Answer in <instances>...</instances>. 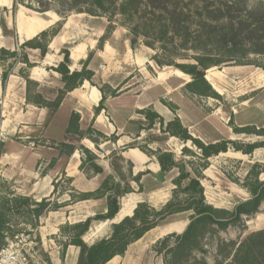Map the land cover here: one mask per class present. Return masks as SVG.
Returning a JSON list of instances; mask_svg holds the SVG:
<instances>
[{"label": "trees", "instance_id": "1", "mask_svg": "<svg viewBox=\"0 0 264 264\" xmlns=\"http://www.w3.org/2000/svg\"><path fill=\"white\" fill-rule=\"evenodd\" d=\"M118 1L73 0V2H69L63 0L66 5H69L68 12L88 13L92 16H98V13H110L113 8V13L121 15L124 19L123 26L128 29L131 49L135 51L140 44H144L152 50L159 51V54H156L152 60L159 67H173L189 76L191 82L186 84L185 90L191 95L220 100L221 96L206 79L208 70L233 62L239 65H247L246 61L250 56L264 57V2L262 1L256 3H252V0ZM14 2V14L19 5L32 9L23 0H14ZM80 3L86 4L89 8L86 10L77 8ZM51 10L49 4H46L35 11L47 13ZM57 13L64 19L68 14ZM0 26L5 35L11 33L7 29L4 18H1ZM62 28L63 22H59L55 27L42 32L34 39L25 41L16 50L0 49V65L5 67L1 76L3 88H5L14 69L18 65H23L19 75L27 83V101L37 107L49 110L50 117H52L59 110L68 93L79 89L85 82H89L97 87L102 94V100L95 109V115H98L106 110L105 102L108 97L118 95L117 90L110 92L109 96L107 85L99 87L94 84L95 72L89 68L93 58L92 52L89 53L86 60L80 63L81 70L71 71V45L61 51L64 57L63 61L53 69L60 75L64 86L55 92L56 98L47 100L42 94H36L34 98L32 97L33 89L39 85L30 79L29 70L38 64L30 60L28 50H39L41 58H45L49 52L51 41L59 35ZM114 29L115 26L110 21L105 34L99 40V49H103ZM181 60H192V63H180ZM257 67L264 71V66ZM164 105L176 115V108L173 105L166 103ZM138 114L145 119L141 120L139 124L141 125L140 131L144 129L152 130L159 124L163 133L178 138L185 144L191 142L200 150L203 164L199 169L192 166L193 176L187 170V165L177 162L175 155L171 152L149 151L134 145L129 146L130 149L139 148L146 155L156 157L161 168L158 175L160 181L163 182L165 176L174 169L179 171V176L173 180L175 189L171 200L161 209L158 210L143 201L138 203L133 216L125 217L119 223H113L121 211L122 199L134 193L135 190L126 181L122 173L119 174L121 181H116L114 176L108 175L104 167L98 164L99 158L96 154L85 147H81L85 155L81 170L87 172V174L92 172L100 175L103 179L99 189L93 193H80L73 190L71 201L80 202L105 198L106 213H100L84 222L74 225L67 224L61 228L63 238H65L62 241V259L65 257L67 248L72 245L80 249L77 264H108L114 258L124 256L132 244L141 240L148 232L159 227L171 216L186 212H191L192 215L184 233L182 235L172 234L159 243L162 244V250L167 251V254L177 255L178 252L183 250L187 251L189 257H191L196 250L200 249L202 239L214 226L226 230L233 224L243 222L244 217L250 218L260 213L264 205V181L261 180V176L264 175V164H253L242 184V187L249 193L250 198L240 202L232 211L218 209L207 203L202 179L212 157L227 153L230 148L236 152L251 155L256 149L264 148V141L243 144L238 141L225 140L207 145L200 139L193 137L178 116L167 122L151 107L140 110ZM80 119L79 114L72 113L67 135L83 136L80 130ZM231 127L235 134L264 138V127L260 129L254 126L241 128L233 125ZM61 147L67 149V155H71L77 150L75 146L66 143H62ZM188 153H190V150L183 148V154ZM121 159L125 162L123 158ZM132 168L133 165L127 163L126 171L129 173V177L132 174ZM141 177L142 174L131 179L139 185L140 192L143 189L140 184ZM68 181L72 182L71 180ZM54 187L56 191L57 184H54ZM13 199L6 200L0 205V249L4 243V230L8 224L6 218L12 209L19 211L23 208L29 209L27 214L38 223L44 213L62 207L59 204L53 205L48 199L41 202H36L24 196ZM11 202H14L12 208L10 207ZM105 222H112L110 235L98 239L92 244L86 243L84 237L90 232L93 224ZM171 237L177 239L176 246L173 248L167 244ZM262 239H264V231L254 233L246 240L254 246L257 240ZM245 244V242L241 244L240 250ZM162 250H157V253L162 254ZM164 262L165 264H171L166 257H164Z\"/></svg>", "mask_w": 264, "mask_h": 264}, {"label": "rangeland", "instance_id": "2", "mask_svg": "<svg viewBox=\"0 0 264 264\" xmlns=\"http://www.w3.org/2000/svg\"><path fill=\"white\" fill-rule=\"evenodd\" d=\"M67 1L73 2V0ZM259 1L264 2V0H252V3ZM23 2L34 9L32 10L25 7L26 10L24 12L26 15L44 21H50L52 27H55L59 22H63V28L59 34L62 36L63 40L67 41L65 47L68 45L74 47L79 44L92 46L89 53H93V58L89 68L95 72V77L93 79L94 84L99 87L107 85L109 96L110 92L113 90H117L118 94L116 97H108L105 102L106 110L102 112L103 119H100V121L104 120L106 124L109 122L113 124L114 121L121 122L128 127L124 128L123 132L114 131L113 133H106L104 130L97 127L96 118L93 117L95 116L93 109L91 117H86L84 122H82L84 129H81L80 123V130L83 133L82 137L75 134L67 135V133L63 132V126L61 125H56L49 130L41 125L40 127L34 126L29 131L26 129V131L20 134L13 133L10 136H6L5 143H11L13 146L17 147L18 145L24 148L27 147L33 150L32 152H35L37 149L44 150L46 156H43L42 159L49 158L51 160H54L53 154H57L54 150H57L59 153L63 150L65 152L67 151L66 148L63 149V147H61L62 143L73 145L81 151L83 154L82 162L85 160V155L81 147L91 150L97 156H101L98 157L99 159L97 162L99 164H101V162L103 165L109 164L107 161H110L116 174L119 175L122 173L126 181L135 188L136 194L129 197L127 196L126 199L122 201L123 207L127 204L130 206L135 205V203L137 204L141 201L140 197L147 193L156 208L158 210L161 209L163 207L161 205H165L171 200L173 190L175 189L172 183L173 180L179 176V171L177 169L169 172L165 176V180L163 181L165 183L156 178L154 179L152 176H148L144 179L143 193L139 195V187L137 184L131 183L129 173L124 171L125 167L127 169V164L121 159V153L123 151H128L130 149L129 146L134 145L149 151L162 150L171 152L175 155L177 162L187 165V170L191 172L193 176L192 166L199 169L203 164L200 150L191 142L185 144L180 139L163 133L159 124L152 130L144 129L140 131L141 125L139 124L141 120L145 119L142 115L138 114L139 111H135L131 115L133 118L132 120L137 121H133V125L128 124L126 119L129 116H124L122 111H126L127 109L132 110L135 104L133 96H137L145 90H151L148 96L150 99L155 100V98L158 97L161 104L166 103L168 105H173L176 108V115L169 109L171 111L170 116L174 115L173 119L175 116H178L186 128L189 129V127H191L190 129L193 135L189 133L193 137L200 139L202 142H206L208 145L215 141H224L228 139V137H233V128L231 127L233 125L241 128L254 126L260 129L264 127V89L252 91L253 89L255 90V87L261 82L255 80V73L258 72L257 66H264V57L250 56L246 61L247 65H239L233 62L208 70V72H206V79L214 90H217L216 92L221 96V99L216 100L199 97L191 95L185 90L186 84L191 82V79L186 77L185 74L173 67H159L152 60L156 54H159V51L152 50L144 44H140L137 50L134 51V54H131L128 29L123 26L124 19L121 15L113 13V8L110 13H98V16H92L88 13L68 12L69 5H66L63 0H23ZM46 4H49L52 9L51 11L47 13L35 11ZM77 8L86 10L89 7L84 3H80L77 5ZM57 12L68 14L64 19ZM110 21L113 22L115 29L110 35L109 40L105 43L106 46L104 45L106 48L103 47V49H99V40L105 34ZM31 22L37 24L38 21L34 20ZM29 35H33V33ZM57 44L58 41L53 44V48H56ZM126 51H128V53ZM30 54L31 60L36 62L39 61V55L37 53ZM136 60L139 62V65L134 64ZM179 62L192 63V60H181ZM39 66L45 67L43 64H39ZM73 68L74 70H77V68L81 70V67H77V64H75ZM18 71H20L19 68L17 69V72ZM212 72L222 73L221 89L218 88L213 80ZM57 81L58 80L50 74L48 85L46 84L41 87L40 92L46 98L53 97L55 88H57ZM176 82H178V84H176ZM129 92H132V97L127 96V94H130ZM36 94L37 88L33 89L32 97L34 98ZM155 108H158L157 104ZM165 120L167 121V119ZM66 121V117H61L58 119V124L62 123V125H66ZM22 137L24 140L21 139ZM26 137H29V139L27 140ZM235 138H238V142L243 144L264 141V138L249 135H240ZM183 148H188L190 153L183 154ZM230 149L228 154H220L209 160V167L203 174L202 185L205 188V196L209 205L218 209L232 211L240 202L250 198V195L242 187V184L253 166V163L259 159H264V149L258 150L252 158L242 156L240 153L235 154V151L232 148ZM53 162L54 161L51 162V165ZM47 168L48 167H46V170ZM5 169L6 171L0 168V205L6 200H14L13 198L22 196V193H18V190H21L20 186L22 182L17 178L20 176L18 175L17 168L13 166ZM3 171L8 177H4ZM102 179L103 177L101 178V182ZM261 180L264 181L263 175L261 176ZM161 182L163 184H161ZM185 184H187V182H185ZM158 187H160V190H158ZM57 189L56 191H59L61 195L57 196L54 201L51 202L54 205L58 204L57 202L59 201L62 204L61 208H65L66 205L69 204L67 201L68 197H62V195L67 191L73 190L71 182H69L67 178L62 177L59 184H57ZM154 190L160 192L154 195L150 194L151 191ZM144 200L145 202L147 201V199ZM13 205L14 202H11L10 207L12 208ZM89 208V205L87 208L79 206L75 211L81 216V213H84V210ZM28 210L29 209L26 208L20 211L12 209L11 212L8 213L6 218L8 224L7 228L4 230V236L6 232L16 235L23 231H27L28 228L35 230L40 244L41 259L47 264H53L47 260L48 255L44 252L43 244L39 237L40 233L37 231V228L40 226V219L38 223L35 222V219L27 214ZM63 212H65V209ZM124 215L125 214L122 216ZM191 215V212H186L171 216L159 227H169L170 230H172V226H177L179 232L170 231V233H166V235L160 238L154 236L155 234L161 236L169 230L168 228H162L150 233L139 245H142L145 250H148V254L155 252V256L160 257V264H165L164 257H166L171 264H264V239L257 240L254 246L251 242L246 240L250 235L264 231V205L260 213L250 218L244 217L243 222L233 224L226 230H221L217 226H214L213 229L209 230L204 239H202L200 249L196 250L191 257H189L190 255L187 251L183 250L178 252L177 255L167 254V251L162 250V244L159 242L172 234L182 235L190 223ZM111 224L110 222L106 224H93L92 230L87 233L85 237L87 243L91 244L98 239L108 237L111 233ZM47 234L48 233H45V236ZM50 238L47 237L46 242L48 241L47 239ZM149 238H153V240L151 241ZM60 240H63L61 236ZM54 241L55 243L60 242L56 239H54ZM176 242V237H171L167 244L173 248L176 246ZM244 242L246 244L242 246L243 248L240 250L241 244ZM49 244L51 245V243ZM51 247L54 248L53 245H51ZM157 250H162L163 253L160 254L161 256L156 255ZM116 260L117 259L111 264H114V262H116L115 264H121V259Z\"/></svg>", "mask_w": 264, "mask_h": 264}, {"label": "crops", "instance_id": "3", "mask_svg": "<svg viewBox=\"0 0 264 264\" xmlns=\"http://www.w3.org/2000/svg\"><path fill=\"white\" fill-rule=\"evenodd\" d=\"M14 4H15L14 0H0V20L1 18H4L5 23L7 25V29L9 30V32H11L8 35H5L0 26V49L5 48L12 51L16 50L25 41L34 39L43 31L52 27V23L50 21H44L41 19L32 18L26 15L24 12L26 8L24 6L19 5L16 13L14 14L13 13ZM34 20L38 21L37 24L36 23L33 24L34 22H31ZM30 33H34V34L29 35ZM56 41H58V44L56 48H53V44ZM66 44L67 41L63 40L60 34L57 35L51 41L49 45V52L43 59L40 56L39 50H28L30 60H31L30 53H37L39 55V61L36 62L31 60L33 63L36 64L39 63L41 65L42 64L45 65V67H41L38 64L33 69L29 70L30 79L39 85L37 87V94H42L40 92L41 87H43L46 84L48 85L50 74H52L53 77H55L58 80L57 88H55V92L64 87L63 83L61 82L60 75L56 73L53 69H55L63 61L64 57L61 54V51L63 50V48H65ZM105 46L104 48H106ZM90 49H92V46L84 45V44L76 45L70 49V58L72 60L71 71H75L73 68L75 64H77V67L80 66L82 68L80 63L88 58ZM126 52L128 53V51ZM130 52L132 55L134 54V51H132L131 49ZM138 63L139 62H137V60L134 62L135 65H139ZM4 68H5L4 66L0 65V168L5 171H6L5 168L7 167L14 166L17 168L18 175H20L17 178L20 182H22L20 186L21 190H18V193L20 192L22 193L21 194L22 196L31 198L36 202H41L44 199H48L53 202L57 196L61 195L59 191L58 192L55 191L54 184L55 183L59 184L62 177L71 180L72 181L71 187L73 188V190L77 192L93 193L97 191V189H99L101 185L102 176L92 172L87 174L85 173V171L81 170L83 154L78 149L75 150L71 155H67L66 152L59 153L57 152V150H54L57 153V154H53L54 160H51L49 158L42 159L43 156H46V152L44 150L37 149L35 152H32L33 150L27 147L26 148H24L23 146L20 147L19 145L18 147L13 146V144L11 143L6 144L5 138L6 136H10L13 133L20 134L26 131V129L27 131H29L34 126L40 127L41 125H43V127L46 128L47 130L54 128L56 125H61L63 126L62 127L63 132L67 133L70 118L72 113L74 112L80 115L81 129H84L83 128L84 125H82V122H84L86 117L89 116L91 117V113H93V109L95 112V109L99 106L100 101L102 100V94L99 91V89L91 85L89 82H85L79 89H76L71 93H68L64 98L59 110L54 114V116L50 117L49 110L45 108L37 107L27 101L26 80L19 75V71L17 72V69L19 68L20 70L21 68H23V65H18L14 69V72L7 81L5 88H3L1 81V76L3 74ZM77 70H80V68H77ZM212 75H213V80L217 84L218 88L221 89L222 73L212 72ZM186 77L190 78L187 75ZM255 80L261 82L258 84V86L255 87V90L253 89L252 91L264 89V71L262 69L260 70V68H258V72L255 73ZM176 84H178V82H176ZM150 91L151 90H145L143 93H140L137 96H133V94H131L132 92L131 93L129 92L130 94H127V96H131V97L133 96L135 100V104L132 110L127 109L126 111H122L124 116L126 117L129 116L126 119L127 120L126 122H128V124L133 125L134 123L133 121H137V120H132L133 118L131 117V115L133 114V112L140 111L148 107H153L162 117L167 119V121H171L173 119L174 115L170 116L171 111L164 104H161L158 97H156L155 100H152L148 97ZM43 97L47 100H53L56 98V94L54 93L53 97L46 98L44 95ZM156 104L158 108H155ZM102 112L93 117L96 118V123L98 125L97 127H99L101 130H104L106 133H113L114 131L123 132L124 128L128 127L127 125L125 126L121 122L114 121L113 124L110 122L106 124L104 120H102L103 122L100 121V119H103ZM61 117L64 118L66 117L67 119L66 125H62V123L58 124V119ZM190 128L191 127H189L188 130L191 133ZM240 135H244V134H240ZM240 135L235 134L232 131L233 137H228V139L226 140L238 141V138L235 137L236 136L238 137ZM21 139L24 140L23 137ZM26 139L28 140L29 137H26ZM221 141L223 140L215 141L214 143L211 144H215ZM204 143L207 144L206 142ZM262 149L264 148L256 149L251 155H245L241 152H236V151L235 154L240 153L242 156L252 158L258 150H262ZM229 151L227 153H221V154H228ZM98 157L101 156L98 155ZM121 157L125 160L126 164L131 163L133 165L132 174L130 176L131 179L142 174L140 180V184L142 185V188L144 186L143 185L145 181L144 179H146L148 176H152L154 177V179L156 178L157 180H159L158 175L161 171V168L157 162V159L154 156L149 157L141 150L134 148V149H129L128 151H123L121 153ZM50 160L51 162L54 161L52 165ZM107 162H109V164L103 165L101 162L100 165L104 167L106 173L114 176L116 181L119 180L121 181L120 176L116 174V171L114 170V167L111 165L110 161ZM254 163L264 164V159L263 160L259 159ZM46 167H48L47 170ZM124 171L127 172L126 167L124 168ZM3 174L4 177H8L6 176V173L4 171ZM6 179H10V178H6ZM131 183L137 184L133 180L131 181ZM163 183L161 182V184ZM137 186L139 187L138 184ZM158 188H159L158 190H160V187ZM73 190L67 191L62 195V197H68L67 201L69 202V204L66 205L65 208H60L55 211H48L44 213V215L40 218V222H39L40 226L37 228L38 233H40L39 237L41 238L40 240L41 243L43 244L44 252L45 254L48 255V256L46 255L47 260L48 262L53 264H77L79 258L80 249L76 246L70 245L67 248L64 259H62L61 245L63 240H60V236L61 238H63V234L61 233V228L63 226L67 224L74 225L79 222H84L88 218H93L97 214L106 213L105 198L99 200L72 202L71 194L73 193ZM157 192L160 191L154 190L151 191L150 194L154 195ZM142 193L143 192H140V187H139V195H141ZM133 194H136V190L134 193L128 195V197ZM124 199H126V197L123 198L122 201ZM140 199L142 202L145 201L144 199H147L146 202L150 206L156 208V206L150 200L149 194L147 193L144 194L143 196L140 197ZM141 201H139L138 203H140ZM57 203L62 205L59 201ZM138 203L137 204L135 203V205L132 206H130L129 204L125 205L124 207L122 206L121 211L114 219L113 223H119L125 217L133 216L134 210L136 209ZM88 205L90 208L85 209L84 213H81V216L78 215L77 212L75 211V209H77L79 206L87 208ZM161 206H164V204ZM64 209L65 212H63ZM123 214L125 215L122 216ZM106 223L108 222L100 223V224H106ZM162 228H168L169 230H167V232H165L161 236H159V234L158 235L155 234L154 236H158L160 238L163 235H166V233H170V231L179 232V230H177L178 228L177 226H172L171 228L172 230H170L169 227H157L151 230L150 232H148L141 240L132 244L124 256L116 257L108 264H111L115 259L117 260L121 259V264H160V257L155 256V252H151V254H148V250H145L142 247V245H139V243L143 241L146 237H148L150 233H153L156 230L158 231ZM45 233H48L47 234L48 236L47 235L45 236ZM47 237L49 238L51 237V238L47 239L48 241L46 242ZM85 237H84V241L87 243ZM54 239H56L57 241L59 240L60 242L55 243ZM149 240L152 241L153 238H149ZM49 243H51V245H53L54 248H52ZM156 255L161 256L160 254L157 253V251H156ZM115 263L116 262H114V264Z\"/></svg>", "mask_w": 264, "mask_h": 264}, {"label": "built area", "instance_id": "4", "mask_svg": "<svg viewBox=\"0 0 264 264\" xmlns=\"http://www.w3.org/2000/svg\"><path fill=\"white\" fill-rule=\"evenodd\" d=\"M36 231L28 228L16 235L6 232L0 249V264H47L40 257Z\"/></svg>", "mask_w": 264, "mask_h": 264}, {"label": "bare ground", "instance_id": "5", "mask_svg": "<svg viewBox=\"0 0 264 264\" xmlns=\"http://www.w3.org/2000/svg\"><path fill=\"white\" fill-rule=\"evenodd\" d=\"M38 27H39V26H38ZM39 28H40V27H39ZM37 30H38V29H37ZM34 33H36V32H34ZM34 33H33V34H34ZM75 57H76V56H75Z\"/></svg>", "mask_w": 264, "mask_h": 264}]
</instances>
